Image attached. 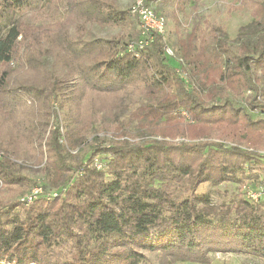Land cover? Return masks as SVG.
Returning a JSON list of instances; mask_svg holds the SVG:
<instances>
[{
    "label": "trees",
    "instance_id": "trees-1",
    "mask_svg": "<svg viewBox=\"0 0 264 264\" xmlns=\"http://www.w3.org/2000/svg\"><path fill=\"white\" fill-rule=\"evenodd\" d=\"M42 1L0 0V264L264 259V200L198 193L264 184V119L252 118L264 116V0H227L228 18L252 17L233 39L208 21L182 32L174 12L175 38L152 33L134 52L140 23L117 0H51L47 23L16 18ZM190 1L197 13L201 0H161ZM125 25L132 35L88 36Z\"/></svg>",
    "mask_w": 264,
    "mask_h": 264
},
{
    "label": "rangeland",
    "instance_id": "rangeland-1",
    "mask_svg": "<svg viewBox=\"0 0 264 264\" xmlns=\"http://www.w3.org/2000/svg\"><path fill=\"white\" fill-rule=\"evenodd\" d=\"M117 1L122 9H131L136 2V0ZM50 2L51 0H43L38 5L27 6L23 9H20L16 14V18H28L37 24L47 23L50 20ZM226 2L227 0H201L200 7L197 13H194V11H192V7L194 6V3L192 1H190V3L186 5L184 12H181V10L177 9L171 3L163 5L161 0H150L149 5L156 12H159L160 15L162 14V16L165 17L167 26L166 33H168L171 37L175 38L178 29L176 19L173 16V13L175 12L178 13L177 15L180 21V31L182 32L191 31L197 21H208L212 25H214V27L218 25L223 26L226 29V35L228 36V38L233 39L236 37L240 27L247 25L252 21L251 11L244 10L241 13H234L230 18H228L226 13ZM132 16L134 17V19H137L134 15ZM7 30L8 27L4 28L2 33H5ZM120 31L125 32L127 35H132L133 33V30L129 25L114 29H101L97 26H92L88 30V36L89 38H109ZM260 70V67H255L254 73L258 77V79L263 82V75ZM256 113L257 112L252 113L253 119H264V116H260V114ZM259 154L264 156V150L259 151ZM22 161H24L26 166L31 167V171L28 172L31 176H34L38 180L42 179L43 174L40 173V167L36 164L35 160L32 159L30 151H27L24 154ZM247 186H252V188H254L255 190H260L262 193L261 200H264V184L252 185L249 183V181L245 182L244 185H204L198 190V193L208 194L214 204L232 203L235 200L238 201L239 198L243 197L244 195L248 198ZM210 255L212 258L211 264H264L263 258H258L257 256L246 253L235 254L212 251ZM147 256L152 261H155L154 255L147 254Z\"/></svg>",
    "mask_w": 264,
    "mask_h": 264
},
{
    "label": "built area",
    "instance_id": "built-area-1",
    "mask_svg": "<svg viewBox=\"0 0 264 264\" xmlns=\"http://www.w3.org/2000/svg\"><path fill=\"white\" fill-rule=\"evenodd\" d=\"M150 0H136L135 5L130 9L132 15H134L140 23L141 37L138 41L130 43L128 46L129 51L134 52L136 50L145 49L153 40L152 33L166 36L167 26L164 16L158 14L150 5ZM167 54L174 56V52L166 47ZM101 164H98V168H101ZM248 199L254 203H258L262 199V193L260 190H255L252 186H247ZM256 191V192H254ZM43 195L41 188L33 190L32 194L28 197L22 198V202L27 205L34 199L40 198ZM58 195V192L49 193L48 199L54 198Z\"/></svg>",
    "mask_w": 264,
    "mask_h": 264
}]
</instances>
